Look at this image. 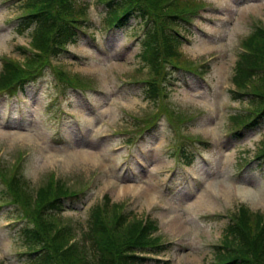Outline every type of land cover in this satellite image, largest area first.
Here are the masks:
<instances>
[{"label": "rangeland", "instance_id": "1", "mask_svg": "<svg viewBox=\"0 0 264 264\" xmlns=\"http://www.w3.org/2000/svg\"><path fill=\"white\" fill-rule=\"evenodd\" d=\"M188 1L200 3L196 9L201 16L197 15L190 33L179 28L187 38L182 52L188 62L177 71L180 84L167 88L164 106L188 123L185 134L201 144L191 162L178 163L168 154L172 144L183 138L163 117L135 151L139 149L147 168L136 167L137 178L128 174L125 161L131 147L122 144L144 125L137 121L157 114L159 100L156 104L143 86L134 83L149 77L140 71L142 44L132 42L143 23L131 19L126 27L111 29L105 1L80 0L86 13L79 17V34L67 57L53 59L52 67L44 68L20 94L0 95V167L9 174L18 168L34 196L53 181V173L58 178L54 185L60 183L69 192L86 191L74 204L76 211L57 216L58 225L73 234V242L90 245L88 220L99 212L105 197L115 211L120 209L128 225L135 227L143 216H150V239L172 243L159 264H214L216 247L224 242L239 205L264 218V159L256 157L264 148V127L237 135L231 119L248 107L234 99L233 76L242 62V41L264 28V0ZM24 6L25 0H0V72L5 62L22 59V49L30 42L33 26L16 32ZM54 66L74 76L80 87L60 80ZM175 117L170 119L176 124ZM248 160L253 161L245 166ZM175 165L180 171L172 182L173 192L163 193L165 175L160 173ZM237 182L252 189L253 196L259 195V202L243 200ZM228 187L225 197L221 190ZM3 195L0 180V262L23 264L26 247L16 225L20 212L5 206ZM152 197L165 207L156 205Z\"/></svg>", "mask_w": 264, "mask_h": 264}, {"label": "trees", "instance_id": "2", "mask_svg": "<svg viewBox=\"0 0 264 264\" xmlns=\"http://www.w3.org/2000/svg\"><path fill=\"white\" fill-rule=\"evenodd\" d=\"M101 1H105L110 28H124L131 19H140L143 23L138 59L142 66L140 71L150 75V81L145 80L141 85L147 97H158L155 89L158 84L180 81L177 71L182 70L188 60L182 52V35L185 33L179 28L184 27L190 32L187 23L192 10L189 5L196 9L200 3L192 4L188 0ZM25 3L30 18L19 24L17 31L23 33L26 27L33 26L30 42L22 49V59L12 58L4 63L0 72L2 92L11 93L24 88L39 71L51 65L53 59L62 57L65 48L79 34L76 29L80 24L79 17L86 13L80 0H26ZM242 42L245 52L240 53L242 62L238 63L233 77L237 87L233 94H236L234 99L248 103V107L235 113L231 119L236 128L249 131L264 122V28L255 29ZM55 68L69 83L76 79L59 67ZM3 171L0 167V172ZM6 181L26 215V223L21 229L28 248L26 264L160 263L147 256L165 249L157 244V240H150L149 227L144 230L136 225L131 227L119 215L120 209L115 211L106 200L103 215L97 212L88 220L86 238L90 245L86 246L84 242H73V234L60 227L57 221L64 208H73L79 202V196L71 195L53 181L41 187L35 196L17 174L10 175ZM233 217V222L225 230L226 242L224 240L225 243L216 247L217 261L214 264H264V218L253 216L245 206Z\"/></svg>", "mask_w": 264, "mask_h": 264}, {"label": "bare ground", "instance_id": "3", "mask_svg": "<svg viewBox=\"0 0 264 264\" xmlns=\"http://www.w3.org/2000/svg\"><path fill=\"white\" fill-rule=\"evenodd\" d=\"M81 152L85 153L86 150H82ZM92 156H94V155H92ZM236 185H237V188H238L237 192L240 194V196L242 197L243 200H247L248 201L249 199H252V200L256 199L259 202V199H258L259 195L258 196H253L254 191H252V189H248V188H246L243 185H241V186L239 184H236ZM221 193L225 197H229L230 188L228 187V188H225L224 190H221Z\"/></svg>", "mask_w": 264, "mask_h": 264}]
</instances>
